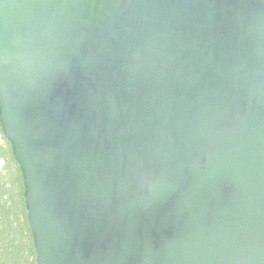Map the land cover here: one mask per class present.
<instances>
[{"label":"water","instance_id":"1","mask_svg":"<svg viewBox=\"0 0 264 264\" xmlns=\"http://www.w3.org/2000/svg\"><path fill=\"white\" fill-rule=\"evenodd\" d=\"M0 107L36 264H264V0H0Z\"/></svg>","mask_w":264,"mask_h":264},{"label":"trees","instance_id":"2","mask_svg":"<svg viewBox=\"0 0 264 264\" xmlns=\"http://www.w3.org/2000/svg\"><path fill=\"white\" fill-rule=\"evenodd\" d=\"M25 173L5 135L0 107V264H36Z\"/></svg>","mask_w":264,"mask_h":264}]
</instances>
